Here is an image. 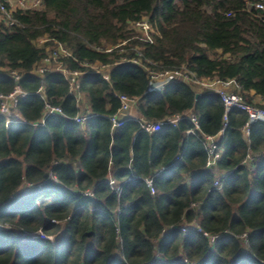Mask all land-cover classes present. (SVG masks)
<instances>
[{
  "label": "trees",
  "instance_id": "16d2710c",
  "mask_svg": "<svg viewBox=\"0 0 264 264\" xmlns=\"http://www.w3.org/2000/svg\"><path fill=\"white\" fill-rule=\"evenodd\" d=\"M42 1L16 12L18 25L0 23V95L27 94L19 118L0 113V264H264V122L246 135L248 116L234 110L221 133L218 94L180 81L149 91L147 70L232 80L264 107V0ZM47 47L67 50L62 65L81 75L85 125L68 78L36 72ZM104 66L109 79L94 69ZM120 95L138 99L149 122L192 113L201 131L189 135L188 119L155 133L130 119L115 128ZM46 102L64 115L44 118ZM204 135L223 151L211 170Z\"/></svg>",
  "mask_w": 264,
  "mask_h": 264
},
{
  "label": "built area",
  "instance_id": "2783aa9c",
  "mask_svg": "<svg viewBox=\"0 0 264 264\" xmlns=\"http://www.w3.org/2000/svg\"><path fill=\"white\" fill-rule=\"evenodd\" d=\"M43 4L42 0H6V2L0 3V23H4L8 26H15L18 25V20L15 17V13L21 10H36ZM260 7V5H259ZM148 22H141L138 23L137 26L141 27L144 24ZM149 24V23H148ZM1 25V24H0ZM150 25V24H149ZM150 31L151 25H150ZM60 50V53L53 52V55H50L47 57L44 61L45 67L36 70V72L40 75L44 74L47 70L50 69V65L54 62L60 63L58 60L61 58L70 55V53L65 50L63 47ZM62 51V52H61ZM110 52V51H108ZM139 57L143 58V53L141 51H138ZM136 63H140L141 60H135ZM63 64V63H62ZM63 66V65H62ZM63 69H59L57 71H61L64 75L67 76L70 90L72 93L80 92V83L75 79L74 76L78 75V72H72L66 67H62ZM149 73V79H150V91H164L168 87L169 84L180 81L187 83L189 85H196L201 87V89H206L210 91L211 93H216L219 95L220 99L222 100V103L224 105V126L221 130V133L225 132V129L227 128L229 124V116L234 110H239L240 112L246 114L248 116V122L243 128V132L248 135L250 132V126L258 121L264 122V107H258L255 104H251L247 102V100L244 98V96L240 93V87L239 85L232 80L229 81H221L216 80L212 82H206L203 79H198L195 73L187 70L186 68H183L181 70H175V71H155L151 68H147ZM10 77L14 80V82L18 83L20 79L22 78V75L18 73L17 71H11L9 73ZM79 76V75H78ZM38 94L42 97V99H46V91L45 88H40ZM27 94L24 93L19 87L15 89L14 92L11 94L4 96L0 95V99L2 100V105L0 109V113L7 117L8 119L12 118H19L18 114L14 112V108L17 107L18 104V98L24 97ZM120 101H121V109L119 115L112 116L110 120L113 123V126L115 128H120L124 126L125 121L127 120H133L136 123L140 124L141 128L144 129L148 133H155L161 130V128L164 125H170L174 128H177L185 119L191 120L194 127L188 131L189 135L197 136L198 132L200 130V126L198 123V120L195 115L191 114H184V115H177L175 117L169 118L165 121H160L157 123H152L147 121L144 118L141 117H131L128 115V113L131 111V109L137 105L138 99L136 98H130L126 95H120ZM45 110L46 115H58L62 116L64 115L63 108L61 106H55L51 102L45 103ZM126 114L128 116H126ZM90 116V113L87 115H80L76 117L74 120L78 123H85L87 118ZM121 116V117H120ZM204 149L208 155V161H207V169H213L214 166L218 163V161L221 159V151H219V142L217 137L204 135ZM180 160V156L177 158ZM158 174L155 175V177ZM221 178H218L215 186L217 188L221 187ZM147 186L151 190V194H155V187L153 185L152 179L146 180ZM110 185H113L111 183ZM186 232V231H185Z\"/></svg>",
  "mask_w": 264,
  "mask_h": 264
},
{
  "label": "crops",
  "instance_id": "0c3cea01",
  "mask_svg": "<svg viewBox=\"0 0 264 264\" xmlns=\"http://www.w3.org/2000/svg\"><path fill=\"white\" fill-rule=\"evenodd\" d=\"M50 55H53V51H51ZM94 69H96V67H94ZM97 71H98V69H97ZM98 73H101V72L98 71ZM78 75H79V76H78ZM78 75L74 76L75 79H76L77 81H79L78 79H79V77L81 76L80 74H78ZM65 76H66V75H65ZM66 77H67V76H66ZM105 78H106V77H105ZM106 79H109V77L106 78ZM79 83H80V82H79ZM194 87L197 88V90H198V89L200 90V91L198 90V92H201V91H202L201 88H199L198 86L194 85ZM149 91H150V90H149ZM73 94L76 95L77 102H78V105H79L80 110H81V115H87L88 113H90V106H89V104H88V99L86 98V96L82 95L81 90H80V92H75V93H73ZM255 102H257V103L262 102V103L264 104V101H262L260 98H255ZM189 114H191V113H189ZM128 115L131 116V117H141V118H143L142 116L139 115V112H138V109H137V105L134 106V107L131 109V111L128 113ZM128 115L126 114V116H128ZM48 116H49V115H46V113H45V117H44V118H46V117H48ZM120 117H121V116H120ZM44 118H43V119H44ZM42 123H44V120H42ZM82 124L85 125V123H82ZM141 129H142V128H141ZM142 130H143V129H142ZM222 154H223V151H222ZM250 160H251V161L253 160L252 157L249 158V162H250ZM106 181H107L109 184L113 183V185H114L116 191L121 190V189H120V186H119L120 183L117 182L116 179L113 178V176L110 175V177H109ZM88 193L91 195L92 191H90V192H88Z\"/></svg>",
  "mask_w": 264,
  "mask_h": 264
},
{
  "label": "rangeland",
  "instance_id": "374dc122",
  "mask_svg": "<svg viewBox=\"0 0 264 264\" xmlns=\"http://www.w3.org/2000/svg\"><path fill=\"white\" fill-rule=\"evenodd\" d=\"M139 29H143L144 31H146V33H148L150 31V25L148 23H146L143 26H141ZM47 42H48V39L47 38L41 39L38 42V46L45 47V45L47 44ZM47 48L49 50V53H51V51H53V52H57L58 54L60 53V50L62 49V48H50V47H47ZM61 59L58 60L60 63L54 62L53 64L50 65L51 70L57 71L59 69H63L62 68L63 66H62V63H61ZM43 67H45V63L44 62L40 64V66L38 67V70L41 69V68H43ZM96 69H98V71L101 72L106 78L109 77V74H110V71H111V69L109 67H106V66H104L102 68L96 67ZM197 206H198L197 204H193V207L194 208H196ZM246 245H247V243H245V247H246Z\"/></svg>",
  "mask_w": 264,
  "mask_h": 264
},
{
  "label": "clouds",
  "instance_id": "9594fccd",
  "mask_svg": "<svg viewBox=\"0 0 264 264\" xmlns=\"http://www.w3.org/2000/svg\"><path fill=\"white\" fill-rule=\"evenodd\" d=\"M156 175V174H155ZM147 180V179H146ZM145 180V181H146ZM147 185V184H146ZM113 189H114V191H115V193L117 194V195H120L121 194V190H119V191H116V189H115V187H114V185H110ZM150 192H151V190H150ZM155 194H156V190H155ZM153 195V194H152ZM189 227H187V228H183V231H184V233H187L188 232V229ZM196 229L198 230V231H200V229L199 228H197L196 227ZM186 231V232H185ZM201 232V231H200Z\"/></svg>",
  "mask_w": 264,
  "mask_h": 264
},
{
  "label": "water",
  "instance_id": "95a60500",
  "mask_svg": "<svg viewBox=\"0 0 264 264\" xmlns=\"http://www.w3.org/2000/svg\"><path fill=\"white\" fill-rule=\"evenodd\" d=\"M199 98H200V94H197V95H196V99H199Z\"/></svg>",
  "mask_w": 264,
  "mask_h": 264
}]
</instances>
